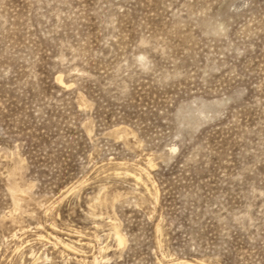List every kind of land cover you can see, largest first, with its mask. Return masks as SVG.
Returning <instances> with one entry per match:
<instances>
[{
	"label": "rangeland",
	"instance_id": "obj_1",
	"mask_svg": "<svg viewBox=\"0 0 264 264\" xmlns=\"http://www.w3.org/2000/svg\"><path fill=\"white\" fill-rule=\"evenodd\" d=\"M0 264H264V0H0Z\"/></svg>",
	"mask_w": 264,
	"mask_h": 264
},
{
	"label": "bare ground",
	"instance_id": "obj_2",
	"mask_svg": "<svg viewBox=\"0 0 264 264\" xmlns=\"http://www.w3.org/2000/svg\"><path fill=\"white\" fill-rule=\"evenodd\" d=\"M118 240L120 241V243L124 241V239L120 235H118Z\"/></svg>",
	"mask_w": 264,
	"mask_h": 264
}]
</instances>
